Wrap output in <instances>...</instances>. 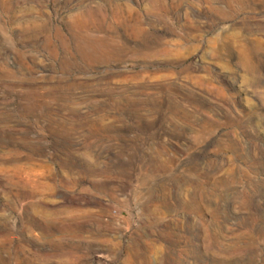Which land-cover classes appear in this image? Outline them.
<instances>
[{
    "label": "rangeland",
    "instance_id": "1",
    "mask_svg": "<svg viewBox=\"0 0 264 264\" xmlns=\"http://www.w3.org/2000/svg\"><path fill=\"white\" fill-rule=\"evenodd\" d=\"M0 264H264V0H0Z\"/></svg>",
    "mask_w": 264,
    "mask_h": 264
}]
</instances>
